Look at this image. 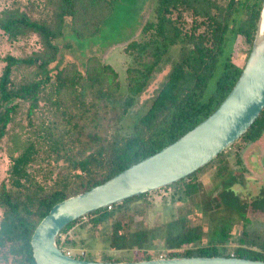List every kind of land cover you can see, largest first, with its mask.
<instances>
[{"label":"trees","instance_id":"1","mask_svg":"<svg viewBox=\"0 0 264 264\" xmlns=\"http://www.w3.org/2000/svg\"><path fill=\"white\" fill-rule=\"evenodd\" d=\"M115 1L48 0L43 15L35 18L18 7L5 6L0 10V29L8 39L15 41L34 34L39 43V48L26 56L6 55L0 74V152L8 125L22 102L28 103L26 116L31 130L24 139L12 134L7 177L0 182V259L10 258V264H36L31 235L55 203L82 193L159 151L219 106L244 66L232 60L237 37L244 38L249 53L262 3L155 0V20L146 21L141 38L130 40L124 47L133 60L126 68V90L122 91L112 65L96 55L87 56L82 67L66 62L61 50L69 44L60 46L57 42L64 33L66 19L77 38L97 34L112 13ZM172 46L179 48L177 58L148 108L128 130H123L126 115L161 69ZM20 67H26L28 72L15 82L13 73ZM42 100L48 102L47 109L53 116L35 124L34 114ZM263 134L264 108L229 148L205 165L218 163L217 181L232 194L222 202L238 217L228 216L219 222L208 241L203 239V227L196 221V213L170 219L165 231V257L235 256L264 260V231L249 224L244 210L251 205L255 211H263L264 192L250 204L241 201L231 189L237 179L227 164L228 152L235 149L236 164L241 167L240 150ZM205 166L163 188L172 187L178 199L189 197L191 189L200 190L197 173ZM245 170L241 167V174ZM147 193L70 222L57 236V245L69 254L67 248L75 247L76 242L67 232L75 224L89 222L95 228L108 221L105 248L125 250L127 256L113 258L106 251L97 258L89 252L70 255L100 261L161 257L144 250L152 237L142 223L131 225L138 212L134 202L144 200ZM237 221L241 231L235 238L230 230ZM234 239L235 246L227 249L226 243Z\"/></svg>","mask_w":264,"mask_h":264},{"label":"rangeland","instance_id":"2","mask_svg":"<svg viewBox=\"0 0 264 264\" xmlns=\"http://www.w3.org/2000/svg\"><path fill=\"white\" fill-rule=\"evenodd\" d=\"M48 0H0V10L5 6L18 7L26 11L32 17H41L44 13ZM155 0H116L114 9L108 19L102 24L101 29L95 35L77 38L70 30L69 21L66 19L64 24V33L57 39L60 46L68 43L69 46L63 52L64 60L75 62L82 67L83 61L87 56L96 55L102 61L109 63L118 73L120 87L122 91L126 90V68L132 63V55L124 52V47L132 39H140L142 36V26L146 21L155 20L154 14ZM189 20V19H188ZM39 48L37 36L34 34L18 40H10L0 29V74L5 64L3 58L8 55L23 57L30 54L33 50ZM235 52L232 57L234 63L243 66L248 57V44L242 36H238L235 42ZM178 46H172L162 61L161 69L155 73L145 91L139 96L136 104L126 115L123 124V130H128L137 117L142 114L149 106L151 99L155 95L157 88L161 85L165 74L172 65V61L177 58ZM28 72L26 67H20L14 70L13 79L15 82L20 81L22 76ZM39 108L34 114V122L42 119L45 121L52 118L51 110H48V102L42 100ZM28 103L22 102L14 116V120L8 125V132L1 141L2 151L0 152V182L6 180L7 168L10 164V151L14 141L12 134H18L21 139L30 136V127L27 124ZM235 149L228 152L227 164L234 169L237 183L232 185V190L236 192L239 199L246 203L254 200L255 196L261 195L264 191V134L254 143L247 144L240 150L242 166L246 170L241 174V167L236 164L234 155ZM218 163H211L197 173V178L201 182L199 191L191 189V195L178 199V195H173V188H159L148 192L144 200L134 202L138 212L136 213L132 227L138 221L151 234V240L145 247L147 253L153 256L157 253L165 257L166 249L164 248L166 238V224L178 215L187 213L197 214L196 221L202 224V235L204 241L210 240L217 224L226 220L228 216L236 219L234 214L222 201L229 194L224 190L223 185L219 183V176H216ZM218 180V181H217ZM132 203V205L134 204ZM206 205V206H204ZM241 207L240 209H243ZM246 208V207H245ZM245 210L246 216L250 223L264 231V209L255 211L250 205ZM1 216V210H0ZM189 220L192 219L189 217ZM83 221H87L84 218ZM78 222L68 232L72 239L75 240V247L67 248L70 254L91 253L95 258L99 257L103 251H106L111 257L127 256L125 250H113L105 248V242H108L109 222L104 221L97 227L93 228L91 223L84 224ZM230 232L231 236L237 238L241 227L239 221L234 223ZM64 236V235H63ZM107 236V237H106ZM237 240H231L226 243L227 249H231ZM142 252V251H140ZM72 256V255H71ZM10 260V258H9ZM9 260H1L0 264H10Z\"/></svg>","mask_w":264,"mask_h":264},{"label":"water","instance_id":"3","mask_svg":"<svg viewBox=\"0 0 264 264\" xmlns=\"http://www.w3.org/2000/svg\"><path fill=\"white\" fill-rule=\"evenodd\" d=\"M264 108V0L254 39L234 86L205 119L172 143L90 189L55 203L35 227L30 245L36 264H264L235 256L158 257L100 261L73 257L57 245L60 231L88 213L128 197L163 188L216 158L256 120Z\"/></svg>","mask_w":264,"mask_h":264}]
</instances>
